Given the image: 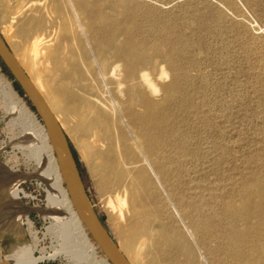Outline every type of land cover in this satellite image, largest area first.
Listing matches in <instances>:
<instances>
[{
    "label": "rangeland",
    "instance_id": "1",
    "mask_svg": "<svg viewBox=\"0 0 264 264\" xmlns=\"http://www.w3.org/2000/svg\"><path fill=\"white\" fill-rule=\"evenodd\" d=\"M66 1L106 8L118 24L116 41L135 50L129 60L119 51L115 61L121 72L131 64L137 75L147 72L159 85L158 95L151 94L160 118L158 129L140 118L141 107L121 118L132 144L150 132L163 137L167 180L161 181L152 162L144 164L160 196L157 205L164 222L159 234L170 239L160 250L176 264H238L217 248L216 232L229 227L230 205H238L257 189L264 193V0H62ZM11 16L0 6V27L16 43ZM94 40L91 32L82 30L67 42L98 69ZM163 69L168 75L161 76ZM37 122L44 125L0 59V168L22 176L18 203L4 198L0 205V252L1 240L8 236L11 243L3 246L7 258L27 244L35 257H42L36 264H82L59 251L60 240L51 230L60 220L54 211L49 213L53 205L48 202L43 169L22 142ZM67 136L89 198L117 242L121 223L117 195L104 189L96 174L99 162L90 149L75 133ZM11 201L17 216L21 206L29 209L18 216V224L9 211ZM86 230L99 262H109ZM77 252L82 260L90 256L84 248Z\"/></svg>",
    "mask_w": 264,
    "mask_h": 264
},
{
    "label": "bare ground",
    "instance_id": "2",
    "mask_svg": "<svg viewBox=\"0 0 264 264\" xmlns=\"http://www.w3.org/2000/svg\"><path fill=\"white\" fill-rule=\"evenodd\" d=\"M0 6L12 13V24L17 28L18 40L15 43L0 27V33L14 57L66 134L75 133L97 159L96 174L104 189L117 195L121 223L117 227L119 239L115 242L120 251L130 264H176L160 250L161 243H168L170 239L164 236L166 240L162 239L159 234L158 228H163L164 222L157 205L160 196L144 167L146 161L152 162V168L161 181L167 180L163 137L150 132L137 137V145L132 144L121 118L135 114L141 107L140 118L145 123L157 124L154 127L158 129L160 118L155 112L151 94H157L160 88L147 72L137 75L131 64H127L121 72V64L115 61L119 51L126 53L129 60L135 50L126 42L120 45L116 41V20L99 3L0 0ZM82 30L91 32L95 38L94 50L101 64L98 69L69 47V38L77 36ZM56 32H59L58 37H55ZM126 48L127 52H124ZM161 74L168 75L164 69ZM23 105L22 109L30 116L31 112ZM22 142L32 149L43 169L42 179L46 184L48 202L53 205V208L49 206L53 209L49 213L54 211L60 220L55 229H50L60 240L59 251L82 264H102L63 184L45 125L35 123L34 131ZM21 178L0 168L5 198L18 200L17 184ZM228 210L231 214L229 227L217 229V248L238 264H264V243H260L264 239V193L257 189L254 195L243 197L241 203L230 205ZM112 211H115L114 207ZM25 212L29 209L21 206L18 216ZM249 223L253 226L247 225ZM250 234H259L261 238L256 240ZM79 248L90 253L88 259L79 258ZM41 258L35 257L31 245L27 244L9 257L14 264H36Z\"/></svg>",
    "mask_w": 264,
    "mask_h": 264
},
{
    "label": "water",
    "instance_id": "3",
    "mask_svg": "<svg viewBox=\"0 0 264 264\" xmlns=\"http://www.w3.org/2000/svg\"><path fill=\"white\" fill-rule=\"evenodd\" d=\"M0 59L29 97L37 113L40 115L57 157L58 167L72 203L85 227L95 240L96 245L112 264H130L120 251L89 198L79 163L66 132L43 96L35 88L14 57L1 33ZM0 264H14V262L10 259H5L0 260Z\"/></svg>",
    "mask_w": 264,
    "mask_h": 264
},
{
    "label": "flooded vegetation",
    "instance_id": "4",
    "mask_svg": "<svg viewBox=\"0 0 264 264\" xmlns=\"http://www.w3.org/2000/svg\"><path fill=\"white\" fill-rule=\"evenodd\" d=\"M2 185H4V183H1L0 182V201L2 202L3 200H4V198H5V193H4V189H1L2 188ZM7 198H5V200H6ZM0 202V203H1ZM1 206H3V202L0 204ZM13 210V211H12ZM9 211H11L10 213H11V215H12V219H13V221L14 222H16L17 224L19 223V221H20V219H19V217L17 216V213H16V209H15V204H14V202L12 203V202H10V210ZM12 237V235H10V238ZM14 237V236H13ZM8 243H11V240L8 238V236L7 237H4V238H2V240H1V245H2V247H1V250H2V252H0V260H5V259H9V258H7V256H5V249H4V247L3 246H5V245H7Z\"/></svg>",
    "mask_w": 264,
    "mask_h": 264
},
{
    "label": "trees",
    "instance_id": "5",
    "mask_svg": "<svg viewBox=\"0 0 264 264\" xmlns=\"http://www.w3.org/2000/svg\"><path fill=\"white\" fill-rule=\"evenodd\" d=\"M8 70V69H7Z\"/></svg>",
    "mask_w": 264,
    "mask_h": 264
}]
</instances>
